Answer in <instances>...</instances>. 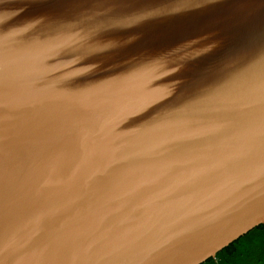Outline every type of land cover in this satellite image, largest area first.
<instances>
[{
    "label": "water",
    "instance_id": "1",
    "mask_svg": "<svg viewBox=\"0 0 264 264\" xmlns=\"http://www.w3.org/2000/svg\"><path fill=\"white\" fill-rule=\"evenodd\" d=\"M264 223V0H0V264H201Z\"/></svg>",
    "mask_w": 264,
    "mask_h": 264
},
{
    "label": "trees",
    "instance_id": "2",
    "mask_svg": "<svg viewBox=\"0 0 264 264\" xmlns=\"http://www.w3.org/2000/svg\"><path fill=\"white\" fill-rule=\"evenodd\" d=\"M201 264H264V223L257 225Z\"/></svg>",
    "mask_w": 264,
    "mask_h": 264
}]
</instances>
